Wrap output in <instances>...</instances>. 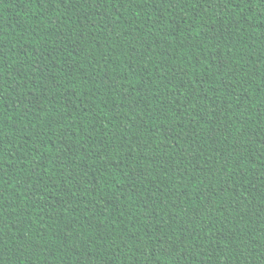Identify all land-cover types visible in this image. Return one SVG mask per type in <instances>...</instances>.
<instances>
[{"label":"trees","instance_id":"trees-1","mask_svg":"<svg viewBox=\"0 0 264 264\" xmlns=\"http://www.w3.org/2000/svg\"><path fill=\"white\" fill-rule=\"evenodd\" d=\"M0 264H264V0H0Z\"/></svg>","mask_w":264,"mask_h":264}]
</instances>
